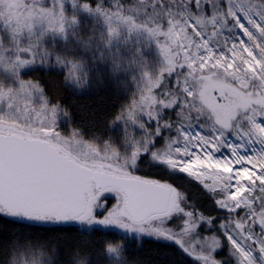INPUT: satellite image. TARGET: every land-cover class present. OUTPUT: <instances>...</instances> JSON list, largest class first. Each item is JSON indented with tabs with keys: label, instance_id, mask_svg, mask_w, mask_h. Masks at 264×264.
<instances>
[{
	"label": "snow or ice",
	"instance_id": "snow-or-ice-1",
	"mask_svg": "<svg viewBox=\"0 0 264 264\" xmlns=\"http://www.w3.org/2000/svg\"><path fill=\"white\" fill-rule=\"evenodd\" d=\"M226 3L227 7L222 11L217 8V0H175L174 5L160 0V5L153 4L152 7L154 11L159 7L167 13L165 26L152 20H145L142 24L136 23L133 17H126L122 3L108 9L104 0H71L73 10L81 9L89 15H103L108 22L110 37L115 36L117 32L112 27L114 18L124 20L128 24L129 33L143 28L153 38L164 37L165 43L161 45V50L165 60L171 63L175 59L177 66L187 71L176 74L174 83H169L167 87L164 75L152 80L150 75L145 73L147 82L141 89L139 98L133 99L126 111L121 110L113 122L124 120L126 123L138 125L145 132L143 150L135 147L131 154L134 158L133 164L137 163L141 155L151 154L173 173H183L198 181L215 197V203L231 214L220 227L238 264H258L256 252L264 260V123L261 122L264 121V4L245 8L236 3V0H226ZM209 10H212L211 14ZM67 19V4L64 0H45L39 6H32L29 14L16 22L15 26H12L10 21L4 22L13 39L23 37L26 31L29 40L27 45L20 47V40L17 39V55L11 67L18 86H0V182L4 184L8 183L14 168L13 145L20 138L38 130H47L59 135L56 132L59 117L69 115L68 110L58 102L60 91L66 90L69 83L83 87L88 82V72L81 63L68 61L60 55L53 57L47 50L40 51L39 41L43 33L36 34V24H47V31L59 32L66 38ZM72 19L74 22L78 21V17L73 16ZM229 24L237 30L235 40L224 38V46L228 48L230 58L225 54L217 56L209 45ZM33 36L36 38L32 39ZM236 40L239 44H236ZM229 41L231 47L228 46ZM111 43L110 38L107 46L111 47ZM37 61L41 67H58L64 73L60 81L61 86L55 93L42 81L21 77L20 70L36 66ZM166 72H171V69ZM181 76L184 77L183 82ZM204 77L217 80L222 90L238 89L235 96L230 97L234 102L226 113H208L206 118L203 110L197 108L196 116L185 123L184 112L195 107L189 103V99L196 95L189 85V80ZM180 93H183V100ZM174 107L179 109L177 115L181 117L177 139L168 145V153L158 156L157 152L153 151L158 141L143 122L144 117L156 122L155 135L159 136L162 132L159 127L161 111ZM14 113L24 114L30 122L27 125L31 129L30 132L25 131ZM201 119L213 122L212 135L193 133L192 130L197 124L204 127L200 123ZM33 121L39 124V129L33 127ZM171 126L170 121L164 122V127ZM229 132L237 141L245 143L240 144L239 148L235 143H229ZM247 143H258L260 148L254 147L255 155L245 159L240 153L246 150ZM197 148L200 149L199 153ZM222 149L229 151L231 159H216L212 150L219 153ZM193 163L200 167L194 169ZM236 166L246 169L250 166V170L241 173L235 170ZM209 172H214V175L210 176ZM244 175L251 178L247 184L243 180ZM187 199L185 194L183 199L175 202L161 218V226L151 223L147 228L140 224L127 223H118V226L125 230L135 229L141 234L157 239L174 241L198 264H223L222 260L216 258V251L222 246L221 240L215 235L201 233V225H210L211 220L194 207H186ZM107 200L111 205L116 197H109ZM240 210H244L245 214L239 215ZM47 211L49 210L44 208H34L19 215L24 219L45 223H66L69 220L68 216L53 218L45 214ZM88 211L91 212V209ZM4 215L9 213L0 209V216ZM97 215L103 216V213ZM178 220L180 224L174 229L172 226ZM3 251L4 246L0 243V253ZM135 264L142 262L135 259Z\"/></svg>",
	"mask_w": 264,
	"mask_h": 264
},
{
	"label": "rangeland",
	"instance_id": "rangeland-1",
	"mask_svg": "<svg viewBox=\"0 0 264 264\" xmlns=\"http://www.w3.org/2000/svg\"><path fill=\"white\" fill-rule=\"evenodd\" d=\"M104 1H108L110 4H105V7L108 9H113L115 5L122 3L123 12L126 14V17H133L134 21L138 24H142L145 20H152L155 23L164 24L166 26L168 20L167 13L159 7L154 11L152 7L153 4L157 6L160 5V0ZM131 1L134 2L135 5L130 4ZM44 2L45 0H0V86H18V81L15 79L11 67L17 55V39L20 40V47L27 45L29 42L28 33L26 31L23 37L13 39L9 35L10 29L6 30L7 26L4 22L10 21L12 22V26H15L16 22L29 14L32 6H39ZM64 2L67 4L68 18L66 24V38L59 32L47 31V24L41 25L37 23L35 32L37 35L43 33L39 41L41 52L47 50L53 57L60 55L68 61L81 63L87 70L88 82L83 87H79L74 83H69L68 87L74 92L80 94H92L98 90L106 88L107 86L113 87L126 98V106L122 109L126 111L132 100L138 99L141 89L145 87L147 82L145 73L149 74L152 80L159 79L164 75L165 87H167L169 83H174L176 80V74L181 71H187L186 69L179 68L175 59H173L171 63L165 60L161 50V45L165 43L164 37L153 38L148 31L143 28L129 33L128 24L125 23L124 20H117L115 18L112 21V27L115 28L117 32L115 36L110 37L108 22L103 15H89L81 9L73 10L71 0H64ZM164 2L170 5L175 4V0H164ZM236 3L245 8H254L264 4V0H236ZM226 7V0H217V8L223 11ZM211 11L212 10H209V14H211ZM146 13L151 15H146ZM73 16L78 17V21L74 22L72 19ZM236 35L237 30L232 27L231 24L226 25L221 30V35L213 40L209 47L215 50V55L219 56L225 54L230 58L231 54L228 52V48L224 46V38L235 40ZM35 38V36L32 37V39ZM110 38L112 39V43L111 47H108L107 41ZM235 42L236 44H239L238 40ZM228 46L231 47V41H229ZM101 53H103V56H101ZM169 68L171 69V72H166ZM34 69L60 71L58 67L56 69L50 68L48 65L41 67L39 66V61H37L36 66H29L20 70L21 77L23 78L24 74ZM180 79L181 82H183L184 77L181 76ZM189 85L196 93L194 97L189 99V103L194 104L195 107L190 111L184 112L185 123L189 122L193 116H196L197 108L203 110L205 118L208 113H226L230 110L234 102L230 97H234L238 91V89H233L232 91L222 90L219 82L211 77L190 79ZM216 88L223 94L226 93L229 98L222 102L223 106H216L209 102V99L213 98V93ZM180 98L183 100V93H180ZM178 111L179 109L175 107L161 111L159 127L162 129V135L160 133L159 136L155 135V128L157 126L156 122L154 120L149 121L146 116L144 117L143 122L146 123L147 128L153 133V137L158 141L153 149V151L157 152L158 156L168 153L170 151L168 145L177 139V128L180 126L181 122V117L177 115ZM167 112H173L174 115L169 118L170 114ZM164 113H167L168 117H165ZM13 115H15L20 124L24 126L26 132L31 131V129L27 127L30 122L25 118L23 113H14ZM165 121H170L172 126L164 127ZM261 122L264 123V121ZM200 123H202L204 127H200V125L197 124L192 130L193 133L202 132L205 135L213 134L212 130L214 124L211 120L201 119ZM32 124L34 128H40L39 124L34 121ZM113 130L114 138L110 141H101L96 138L87 139L82 137L78 131L71 127L69 116L61 115L56 130L59 135L47 130H38L31 135L26 136V138H34L48 142L69 159L87 169L102 171L119 177L144 179L162 184L170 189L172 193L169 209L178 199H183V194L168 182L140 176L138 172V164H133L134 158L131 154L135 147H140L142 150L144 148V130H141L138 125H133L130 122L126 123L124 120L114 122ZM227 141L229 143H235L237 148L240 147V144L245 143L244 141H237L231 132L227 134ZM174 147L175 145H173V150ZM254 147L259 149L260 144L247 143L246 150H242L240 155L245 159L252 157L255 155L253 152ZM196 151L199 153L200 149L197 148ZM212 151L217 160L231 159L230 153L227 149H222L219 153L215 152V150ZM141 156H146L148 158L147 161H150L173 174L165 164L159 163L151 154ZM187 162L192 163V161ZM199 167V165L193 163L194 169ZM202 170L208 171L207 169ZM235 170L244 173L246 170H250V166L248 169L236 166ZM209 175H214V172H209ZM250 179L251 178L247 175H244L243 177L246 184ZM193 180L196 181L195 179ZM196 182L199 183L198 181ZM233 187H235V184H233ZM113 196L116 197V200L112 201L111 205H109L107 198ZM185 206L190 207L186 201ZM217 207L222 214L217 218L210 219V225L208 223L202 224L201 233L203 235H215L221 240L222 246L216 251L217 259L222 260L223 264H238L237 258L231 249V245L225 237L223 229L220 227L223 222L230 218L231 214L226 209H222L218 205ZM257 207H259V202L257 203ZM89 209H91V212L88 211ZM98 213H103V216H98ZM244 214V210L239 211V215L242 216ZM163 216L164 214L155 215L144 222L132 223L124 209L123 195L117 190L107 188L105 190L93 192L88 200L86 210L82 211L79 218L70 222L68 225L78 227L85 231L100 229L103 231L115 232L126 238L128 243L135 241L138 245L145 239L173 245L179 248L186 257L198 264L197 261L187 255L174 241L163 238L157 239L154 236L141 234L135 229L125 230L118 226V223L140 224L145 228L148 227L149 223L154 226H161V218ZM81 217L83 218L81 219ZM179 224L180 221L178 220L172 227L175 229ZM125 250V244L110 246L107 248L105 256L107 257L109 264H128L124 258ZM202 251H206V249H202ZM255 257L258 264H264V260L261 259L258 252L255 253ZM13 264H50V261L47 262L38 255L27 253L26 256L25 253H23L13 261Z\"/></svg>",
	"mask_w": 264,
	"mask_h": 264
},
{
	"label": "trees",
	"instance_id": "trees-1",
	"mask_svg": "<svg viewBox=\"0 0 264 264\" xmlns=\"http://www.w3.org/2000/svg\"><path fill=\"white\" fill-rule=\"evenodd\" d=\"M104 3L109 4L108 1ZM130 4L135 5L132 1ZM62 76L63 73L58 70L34 69L24 74L23 78L42 81L55 93L61 86ZM212 99L220 106L229 98L216 88ZM58 102L68 110L71 127L82 137L110 141L114 138V117L126 106L127 101L113 87L107 86L92 94H80L67 86L66 90L60 91ZM167 113L170 114L169 118L174 115L173 112ZM167 113H164L165 117H168ZM147 160L146 156H141L137 161L140 176L175 185L174 188L183 196H188V206L209 219L222 214L215 197L199 183L185 174H172ZM0 243L4 246L3 253H0V264H13L23 253L26 256L27 253L38 255L50 261V264H109L105 256L106 249L123 244L126 246L124 258L128 264H135V259H139L142 264H197L176 246L155 240L145 239L138 245L135 241L128 243L126 238L111 231L40 226L3 216H0Z\"/></svg>",
	"mask_w": 264,
	"mask_h": 264
},
{
	"label": "water",
	"instance_id": "water-1",
	"mask_svg": "<svg viewBox=\"0 0 264 264\" xmlns=\"http://www.w3.org/2000/svg\"><path fill=\"white\" fill-rule=\"evenodd\" d=\"M13 155L11 177L7 184L0 182V209L9 213L5 215L7 218L45 223L19 215L34 208L48 209L45 214L53 218L78 216L92 183L95 189L110 186L119 190L125 198L124 209L133 223L168 210L170 190L167 187L142 179L92 172L75 164L48 142L20 138L13 145Z\"/></svg>",
	"mask_w": 264,
	"mask_h": 264
},
{
	"label": "flooded vegetation",
	"instance_id": "flooded-vegetation-1",
	"mask_svg": "<svg viewBox=\"0 0 264 264\" xmlns=\"http://www.w3.org/2000/svg\"><path fill=\"white\" fill-rule=\"evenodd\" d=\"M92 189H94V186L92 187ZM91 196H92V194H91V190H89V192H88V194L86 195V198H85V200H84V205H83V210H82V211H84V209H85L86 200H88ZM72 219H73V217H72V218L69 217V220H68V221H70V220H72Z\"/></svg>",
	"mask_w": 264,
	"mask_h": 264
}]
</instances>
